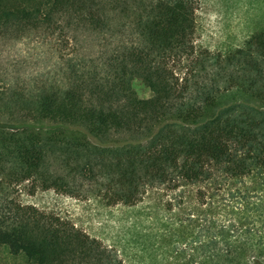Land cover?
I'll list each match as a JSON object with an SVG mask.
<instances>
[{
	"label": "trees",
	"instance_id": "1",
	"mask_svg": "<svg viewBox=\"0 0 264 264\" xmlns=\"http://www.w3.org/2000/svg\"><path fill=\"white\" fill-rule=\"evenodd\" d=\"M200 1L0 7V40L49 36L62 59L52 81L0 88V247L32 264H126L13 193L26 183L31 194L75 195L78 180H102L130 207L155 188L167 196L153 244L171 256L165 264H264V27L227 53L200 47ZM120 21L136 41L102 65L75 61L72 33L108 34ZM136 78L150 97L138 96Z\"/></svg>",
	"mask_w": 264,
	"mask_h": 264
},
{
	"label": "rangeland",
	"instance_id": "2",
	"mask_svg": "<svg viewBox=\"0 0 264 264\" xmlns=\"http://www.w3.org/2000/svg\"><path fill=\"white\" fill-rule=\"evenodd\" d=\"M19 0H0V7L17 9ZM121 21L114 32L101 34L80 31L75 34L71 51L75 61L90 67L102 65L111 53L136 41L131 28ZM116 26V27H115ZM264 27V0H201L196 10V43L214 52L227 53L244 45L251 34ZM59 44L49 36L0 40V88L13 84L30 86L40 80L52 81L62 61ZM70 50V49H69ZM138 96L147 98L152 91L138 78L133 80ZM121 136L116 140H121ZM75 195L41 190L31 194L26 183L14 196L24 204L54 212L70 219L79 228L113 247L126 264H165L172 260L162 249L154 248L164 238V202L159 188L148 192L135 206L114 203L109 182H76ZM0 194V206L2 204ZM2 204V205H1ZM157 246V245H156ZM170 254V253H169ZM0 264H32L23 254L0 247Z\"/></svg>",
	"mask_w": 264,
	"mask_h": 264
}]
</instances>
